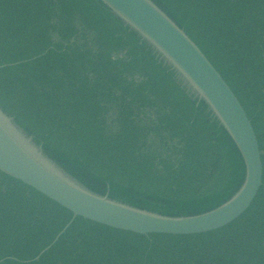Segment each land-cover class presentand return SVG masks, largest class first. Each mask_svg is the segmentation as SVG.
Here are the masks:
<instances>
[{
  "label": "trees",
  "instance_id": "trees-1",
  "mask_svg": "<svg viewBox=\"0 0 264 264\" xmlns=\"http://www.w3.org/2000/svg\"><path fill=\"white\" fill-rule=\"evenodd\" d=\"M230 88L263 166L231 225L137 236L77 218L0 173V264H264V0H150ZM4 67V68H3ZM0 109L78 185L167 218L212 212L242 187L231 138L176 71L100 0H0Z\"/></svg>",
  "mask_w": 264,
  "mask_h": 264
},
{
  "label": "water",
  "instance_id": "water-1",
  "mask_svg": "<svg viewBox=\"0 0 264 264\" xmlns=\"http://www.w3.org/2000/svg\"><path fill=\"white\" fill-rule=\"evenodd\" d=\"M176 71L183 85L203 101L238 149L245 180L235 196L216 210L190 218H167L96 196L61 171L14 120L0 109V173L34 190L72 214V220L48 252L77 219L137 236H198L221 230L240 219L262 187L263 166L253 128L230 88L205 56L150 0H100ZM4 68V67H3Z\"/></svg>",
  "mask_w": 264,
  "mask_h": 264
}]
</instances>
